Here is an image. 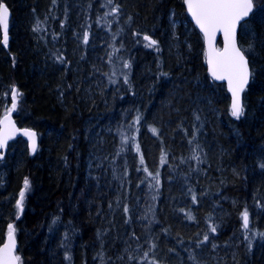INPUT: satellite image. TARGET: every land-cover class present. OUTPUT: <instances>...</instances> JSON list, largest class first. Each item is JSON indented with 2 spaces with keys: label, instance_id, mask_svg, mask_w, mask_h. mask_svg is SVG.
Segmentation results:
<instances>
[{
  "label": "trees",
  "instance_id": "16d2710c",
  "mask_svg": "<svg viewBox=\"0 0 264 264\" xmlns=\"http://www.w3.org/2000/svg\"><path fill=\"white\" fill-rule=\"evenodd\" d=\"M1 1L0 116L15 86L39 145L0 162V245L13 223L20 264H264V0L239 119L183 0Z\"/></svg>",
  "mask_w": 264,
  "mask_h": 264
},
{
  "label": "snow or ice",
  "instance_id": "6c2138e0",
  "mask_svg": "<svg viewBox=\"0 0 264 264\" xmlns=\"http://www.w3.org/2000/svg\"><path fill=\"white\" fill-rule=\"evenodd\" d=\"M186 3L196 24L200 27L207 39L209 46L208 63L212 76L219 80L227 79L229 89L232 92L231 115L239 119L244 112L241 93L248 83L250 71L245 51L237 44L236 31L240 22L253 11L254 2L253 0H186ZM9 16L10 12L7 5L0 2V30H2L3 35L2 43L5 46L8 44ZM36 30H39V26H37ZM221 31L223 32L225 45L222 50L216 49L213 44L216 33ZM87 39L88 35L85 34V42H87ZM143 39L148 41L147 47L150 48L158 43L149 35H144ZM125 66L127 67L128 65ZM125 79L127 78L125 77ZM20 95L21 93L13 86V103L9 111L16 109L17 100ZM137 120H139V117H137ZM0 123L5 125L6 130L10 128V132L0 133V148H4L7 145V140L10 138L11 133L18 131V129L15 128L14 122L10 120L7 114H5L4 120L0 121ZM151 131L154 134H158V129L156 128H152ZM23 133L31 139L32 149L35 151L37 134L30 129H24ZM137 151H139V146H137ZM161 159L163 162L164 157L162 156ZM143 162V156H141V163ZM149 175L152 176L153 173L150 172ZM154 179L159 183L158 173L155 174ZM28 186L29 182L25 180V189ZM20 197L21 199L17 203L22 211L23 191L20 193ZM125 211H128V209L126 208ZM189 218L194 219L191 214H189ZM242 218L244 229H248L249 213L247 210L242 213ZM211 231L215 232L216 228L212 227ZM204 240H208L207 235H205ZM14 251V229L12 225H9L8 243L4 244L3 248H0V264H18L20 257L16 256Z\"/></svg>",
  "mask_w": 264,
  "mask_h": 264
},
{
  "label": "water",
  "instance_id": "95a60500",
  "mask_svg": "<svg viewBox=\"0 0 264 264\" xmlns=\"http://www.w3.org/2000/svg\"><path fill=\"white\" fill-rule=\"evenodd\" d=\"M253 2H254V1H253ZM184 3H185V7H186V10H187V12H188V14H189V16H190L191 21L194 23V25L199 29V31H200V32L202 33V35L204 36V33L202 32V30L200 29V27L196 24L195 19H194L193 16L191 15V12L188 10V6H187V3H186V0H184ZM4 4H5V3H4ZM253 11H254V8H253ZM253 11L249 14L248 17H246L244 20H242V21L240 22V24L237 26L236 40H237V44H238V46H239L240 48H241V46H240V44H239V31H240V27H241L242 23H244L247 19L250 18V16L252 15ZM9 12H10V10H9ZM11 17H12V16H11V12H10V16H9V26H10V20H11ZM8 30H9V27H8ZM204 41H205V48H206V63H207V71H208V74L210 75V77H211L215 82H218V83H225V84H226L227 90H228L229 95H230V100H231V103H232V92H231L230 89H229L227 79L219 80V79H216V78H214V77L212 76V73H211V71H210V65H209V63H208V50H209V46H208V42H207V39L205 38V36H204ZM213 44H214V47H215L216 49H221V50H222V49L224 48L225 45H224V37H223V32H222V31L216 33L215 38H214V41H213ZM241 49H242V48H241ZM242 50H243V49H242ZM245 56L247 57L246 54H245ZM247 60H248V66H249L250 75H249L248 83H247V85L245 86L244 91L241 93V100H242L243 107H244V93H245V91L247 90V88L249 87L250 82H251V77H252L251 67H250V62H249V58H248V57H247ZM6 114L9 116L10 120H11L12 122H14L15 128L18 129V131L14 132V133H11L10 138L7 140V145H6V147H4V148H0V161L4 158V156H5L6 152H7V149H8V145H9V143L12 142V141H14V140H16V139H18V138H20V137H24V138L28 141V143H29V147H30V150H31V153H32V154H35V152H36V150H37V147H38V136L36 135V149H35V151H33V149H32V141H31V139H30L28 136L24 135V133H23V130H24V129H30V128H26V127L21 128V127H19L18 124H17V122H16V120H15V116H14V114H13V111H9V112L6 113ZM4 117H5V115H3V116L1 117L0 121H3V120H4ZM30 130L34 131V132L37 134V132H36L35 130H33V129H30ZM6 131L10 132V128L6 130V129H5V125H4L3 123H0V133L6 132ZM10 225H12V226H13V229H14V239H15V251H14V254L17 256V254H16V250H17V247H18V239H17V236H16V232H15L14 225H13V224H10ZM6 243H8V236L6 237L4 243L0 246V248H3L4 244H6ZM18 264H20V262H18Z\"/></svg>",
  "mask_w": 264,
  "mask_h": 264
},
{
  "label": "bare ground",
  "instance_id": "6f19581e",
  "mask_svg": "<svg viewBox=\"0 0 264 264\" xmlns=\"http://www.w3.org/2000/svg\"><path fill=\"white\" fill-rule=\"evenodd\" d=\"M1 2H3V3H5L4 1H1ZM183 2H184V0H183ZM7 5V4H6ZM184 5H185V3H184ZM7 7H8V5H7ZM8 9L10 10V8L8 7ZM11 12V11H10ZM189 15V14H188ZM11 16H12V13H11ZM190 17V16H189ZM191 20V19H190ZM192 22V21H191ZM10 23H11V20H10ZM193 23V22H192ZM194 24V23H193ZM195 26V25H194ZM196 27V26H195ZM197 28V27H196ZM198 29V28H197ZM199 30V29H198ZM202 34V33H201ZM2 39H3V35H2V30L0 31V43L3 45V46H5L3 43H2ZM99 41L101 42V40L99 39ZM8 42H9V31H8ZM8 45V44H7ZM6 45V46H7ZM1 119V118H0ZM18 124V123H17ZM18 126L19 127H21V128H24V127H22V126H20L19 124H18ZM12 142H10L9 143V145L11 144ZM9 145H8V149H9ZM8 149H7V152H6V154H5V156H4V158L6 157V155H7V153H8ZM37 149H38V147H37ZM28 150H29V152L31 153V150H30V147H29V143H28ZM37 151V150H36ZM36 153V152H35ZM32 154V153H31ZM32 155H34V154H32ZM4 158L0 161V162H2L3 160H4ZM17 189V188H16ZM175 190H177V189H171V188H168L167 190H166V192H165V198L167 199V201H169V196H170V193L171 192H174V193H177V194H179V196L182 198V197H185L186 196V193L184 192V191H180V190H177V191H175ZM178 192H180V193H178ZM20 199H21V197H20ZM20 199L18 200V201H20ZM138 216H139V214H138ZM10 224H12V223H10ZM9 224V225H10ZM9 225H8V227H9ZM8 233L9 232H7V233H5L6 234V236H5V239H6V237L8 236ZM5 241V240H4ZM4 243V242H3ZM2 243V244H3ZM1 244V245H2ZM0 245V246H1ZM18 248H19V245H18V247H17V250H16V254H17V256H18ZM68 264H70L69 262H68Z\"/></svg>",
  "mask_w": 264,
  "mask_h": 264
},
{
  "label": "rangeland",
  "instance_id": "374dc122",
  "mask_svg": "<svg viewBox=\"0 0 264 264\" xmlns=\"http://www.w3.org/2000/svg\"><path fill=\"white\" fill-rule=\"evenodd\" d=\"M9 109H11V108H9ZM9 109H8V110H9ZM0 117H1V116H0Z\"/></svg>",
  "mask_w": 264,
  "mask_h": 264
}]
</instances>
